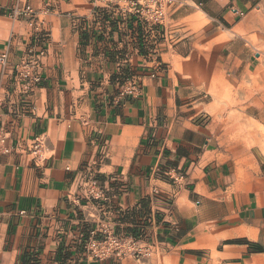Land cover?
I'll return each instance as SVG.
<instances>
[{"label":"crops","instance_id":"obj_1","mask_svg":"<svg viewBox=\"0 0 264 264\" xmlns=\"http://www.w3.org/2000/svg\"><path fill=\"white\" fill-rule=\"evenodd\" d=\"M169 1L153 25L125 1L0 0V264H264V166L213 117L255 94L264 0ZM26 6L48 11L40 32L11 17ZM128 77L141 91L117 99ZM102 229L141 233L148 256L90 260Z\"/></svg>","mask_w":264,"mask_h":264},{"label":"built area","instance_id":"obj_2","mask_svg":"<svg viewBox=\"0 0 264 264\" xmlns=\"http://www.w3.org/2000/svg\"><path fill=\"white\" fill-rule=\"evenodd\" d=\"M93 4L110 5L115 2L125 1L127 3V13L134 15L140 21L146 24L161 25L165 21V9L170 3L169 0H87ZM48 14L47 10L36 12L32 8L26 6L23 9L14 10L10 13L13 18H25L31 29L37 33L45 22ZM44 57L43 51H40L35 59L30 61L22 60L17 67L20 77L28 78L32 68H37L39 59ZM4 56L0 57V63L4 61ZM141 91V84L132 77L126 78L120 87L117 99L123 97L135 98ZM1 109V102H0ZM7 134L0 130V154H8L9 148L6 146ZM28 153L34 162L43 160V143L40 138H34L28 146ZM166 176L174 180L172 171H167ZM85 197L89 200L104 201L105 194L101 188L97 186L96 181H91L85 188ZM85 254L92 261H104L110 258L122 260L131 258L137 262H142L147 256L148 251L142 245L140 240H136L130 236L115 235L109 229L91 231L88 234Z\"/></svg>","mask_w":264,"mask_h":264},{"label":"rangeland","instance_id":"obj_3","mask_svg":"<svg viewBox=\"0 0 264 264\" xmlns=\"http://www.w3.org/2000/svg\"><path fill=\"white\" fill-rule=\"evenodd\" d=\"M246 90L249 91V86H243L239 92L242 98L227 102L228 112H215L213 117L225 126L222 132L227 138V148L235 154L251 156L259 166H264V73L259 76L252 97L249 92L245 95Z\"/></svg>","mask_w":264,"mask_h":264},{"label":"trees","instance_id":"obj_4","mask_svg":"<svg viewBox=\"0 0 264 264\" xmlns=\"http://www.w3.org/2000/svg\"><path fill=\"white\" fill-rule=\"evenodd\" d=\"M126 80V79H125ZM124 80V81H125ZM141 233L140 234H135V233H131L130 235H125V236H130V237H133L134 239H136V240H141L140 238H141Z\"/></svg>","mask_w":264,"mask_h":264}]
</instances>
